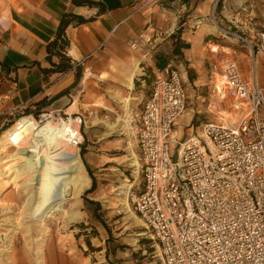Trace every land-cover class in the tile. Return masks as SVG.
<instances>
[{
    "label": "crops",
    "instance_id": "0c3cea01",
    "mask_svg": "<svg viewBox=\"0 0 264 264\" xmlns=\"http://www.w3.org/2000/svg\"><path fill=\"white\" fill-rule=\"evenodd\" d=\"M213 1L0 0V141L21 124L24 116L16 120L21 111L44 100L45 108L54 111H67L77 101L91 113L101 112L96 120L110 130L120 120L125 131L131 130L125 121L138 114L132 108L136 83L144 69L158 73L157 54L179 70L187 94L186 112L175 126L176 141L193 137L201 123L215 121L223 112L224 106L209 105L212 70L223 60H234L245 80L255 77L264 89L262 58L219 32L228 29L251 39L248 27L264 28V0H229L218 8L215 24L210 18ZM248 6L249 14L240 12ZM65 16L81 22H69L63 50L48 51ZM123 100H129V116L109 120ZM60 250L51 245L48 264H75Z\"/></svg>",
    "mask_w": 264,
    "mask_h": 264
},
{
    "label": "built area",
    "instance_id": "2783aa9c",
    "mask_svg": "<svg viewBox=\"0 0 264 264\" xmlns=\"http://www.w3.org/2000/svg\"><path fill=\"white\" fill-rule=\"evenodd\" d=\"M228 1H213L214 24L218 8ZM240 12L249 14V6ZM248 28L251 39L228 29L219 32L260 56L264 72V28ZM212 77L209 105L228 104L237 121H205L178 143L176 122L187 109L181 74L167 66L155 75L131 122L142 181L129 196L131 207L161 264H264V89L255 77L245 80L232 59L214 68ZM28 116L38 124L52 122L68 146L82 145L80 114Z\"/></svg>",
    "mask_w": 264,
    "mask_h": 264
},
{
    "label": "rangeland",
    "instance_id": "374dc122",
    "mask_svg": "<svg viewBox=\"0 0 264 264\" xmlns=\"http://www.w3.org/2000/svg\"><path fill=\"white\" fill-rule=\"evenodd\" d=\"M143 73L141 76L149 83L138 78L134 92L137 104L132 106L136 113L155 79L146 69ZM222 110L216 115V122L232 124L237 121V115L228 104ZM45 112L55 111L27 109L21 111L16 120L30 114L37 118ZM66 113L80 114L85 121L83 143L78 152L87 185L76 197L72 193V181L65 188L64 199L52 203L55 207L60 204L59 211L51 210L45 217L33 218L31 212L38 201L37 168L32 162L37 155L36 149L9 148L0 154V264H48L53 254L49 251L51 245L59 247L61 255L75 264H161L155 243L130 203V194L142 184L138 167L134 165L135 158L138 161V151L132 120L130 131L124 130L121 121L110 130L104 123L97 122L96 119L103 116L101 112L91 113L90 108L77 101ZM124 113L122 103L112 111L114 119L109 120L116 122L125 116ZM92 181L95 184L90 191ZM56 259L61 262L58 254Z\"/></svg>",
    "mask_w": 264,
    "mask_h": 264
},
{
    "label": "bare ground",
    "instance_id": "6f19581e",
    "mask_svg": "<svg viewBox=\"0 0 264 264\" xmlns=\"http://www.w3.org/2000/svg\"><path fill=\"white\" fill-rule=\"evenodd\" d=\"M123 107L129 116V100H123ZM24 117L21 124L11 127L7 131L9 133L0 141V154L9 148L15 150L26 146L36 149L35 158L39 161L34 158L32 162L37 168L36 198L38 201L31 213L33 218L45 217L51 210H60V204L55 207L52 203L64 199L65 188L71 185L72 181H74L72 193L78 197L87 185V180L80 161L79 149L68 146L60 135L59 129H55L52 122L38 124L31 117ZM125 123L126 127H129V121ZM134 165L139 170L136 158ZM68 192L69 188L66 189V196ZM125 206L129 209L127 203Z\"/></svg>",
    "mask_w": 264,
    "mask_h": 264
},
{
    "label": "trees",
    "instance_id": "16d2710c",
    "mask_svg": "<svg viewBox=\"0 0 264 264\" xmlns=\"http://www.w3.org/2000/svg\"><path fill=\"white\" fill-rule=\"evenodd\" d=\"M71 21H75L76 23H80L81 22L80 19L75 18L73 16H65L62 19V21H61V24L59 26L58 33H57V37H56L55 41L53 43H51L47 47V50L48 51H50L52 48L53 49L63 50L67 46L68 43H67V40H66V37H65V33L64 32H65V29L67 28L69 22H71ZM168 63H169L168 62V58H166L164 55H162V54L161 55L160 54L158 55L157 54V55L154 56L155 68L158 71L164 70L167 67ZM147 72H149V74H151V72L149 70H147ZM76 78H78V75L76 76ZM139 79L141 81H143V82H146V80H147L146 77H142V76L139 77ZM147 83H149L148 80H147ZM136 85H137V83H136ZM151 87H152V85H151ZM150 90H151V88H150ZM35 106H36V112H40V110H42V108H45V100L37 103ZM94 184H95L94 181H92V188L90 189V191L92 189H94ZM92 204L98 206V203H92Z\"/></svg>",
    "mask_w": 264,
    "mask_h": 264
}]
</instances>
